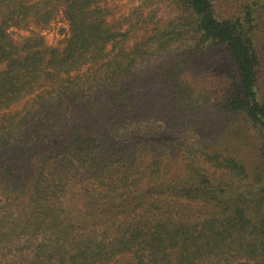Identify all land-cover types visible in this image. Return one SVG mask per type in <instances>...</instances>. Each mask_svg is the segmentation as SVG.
<instances>
[{"label": "trees", "instance_id": "16d2710c", "mask_svg": "<svg viewBox=\"0 0 264 264\" xmlns=\"http://www.w3.org/2000/svg\"><path fill=\"white\" fill-rule=\"evenodd\" d=\"M109 2L0 0V264H264V0Z\"/></svg>", "mask_w": 264, "mask_h": 264}, {"label": "rangeland", "instance_id": "374dc122", "mask_svg": "<svg viewBox=\"0 0 264 264\" xmlns=\"http://www.w3.org/2000/svg\"><path fill=\"white\" fill-rule=\"evenodd\" d=\"M144 0H110L108 3L109 8L111 10V14L107 16V20L111 24H119L122 22V20L129 14L132 13L138 6H140L143 3ZM158 8V16L163 19H168L176 15L174 10L167 5V3H160L156 4L154 3L152 7ZM219 8V6H218ZM145 10V8H144ZM146 12V11H145ZM67 25L66 22L63 20L62 16L59 15V17L45 30L38 31L35 28L34 33H37L41 36H43L46 40V43L48 46H63V38L65 36V32ZM31 34V32H25L21 30H14L13 31V37L15 40H20L23 36H28ZM210 60L211 58H208ZM214 66L213 68H217V74H220L222 71L221 68L225 66L226 60L221 58H213ZM262 99L264 100V82H263V89H262ZM2 151V150H1ZM0 151V152H1ZM11 151H3L1 156L3 158V161L6 162L8 157L10 156Z\"/></svg>", "mask_w": 264, "mask_h": 264}]
</instances>
